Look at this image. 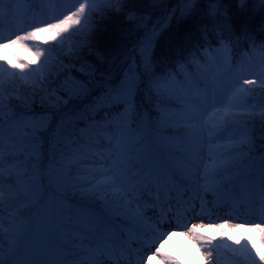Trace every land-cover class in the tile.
<instances>
[{"label":"snow or ice","instance_id":"1","mask_svg":"<svg viewBox=\"0 0 264 264\" xmlns=\"http://www.w3.org/2000/svg\"><path fill=\"white\" fill-rule=\"evenodd\" d=\"M108 18L122 22L105 36ZM186 21L197 39L173 40ZM45 34L59 40L35 67L0 64V264H180L161 245L188 212L264 216V108L259 148L241 110L264 88V41L237 34L225 0H0V49ZM198 227L184 225L218 264ZM233 257L264 264L248 241Z\"/></svg>","mask_w":264,"mask_h":264},{"label":"rangeland","instance_id":"2","mask_svg":"<svg viewBox=\"0 0 264 264\" xmlns=\"http://www.w3.org/2000/svg\"><path fill=\"white\" fill-rule=\"evenodd\" d=\"M31 3H38L39 0H29ZM102 21H105L103 19ZM59 40V37L56 38ZM56 40L50 39L47 34L43 35L40 41H33L29 45H15L7 49H0V64H6L7 61H11L14 65L27 64L35 67L43 58L37 57V50L47 51ZM76 38L65 41L62 46H58L55 49L54 54L60 56L68 55V50L72 44L76 43ZM5 57L7 60H5ZM73 60V57H69ZM76 59V58H75ZM67 63V61H65ZM72 67L71 64L68 65ZM62 71V69H61ZM256 79L255 76L251 77ZM252 91L245 93L241 103L243 104V110H255L257 115L253 118L251 126L254 128L257 134V148L261 147L259 140V133L261 131L259 111L264 108V88L257 86H251ZM190 195V193H186ZM211 200L210 194L208 195ZM213 218V219H211ZM219 219V220H215ZM229 219L230 223L224 224V220ZM203 224L204 227H198V231L202 232L205 236L209 237L213 244L217 245L220 249L218 264H234L233 249H239L248 241L249 245H254V248H260L264 250V216L260 213L246 214L243 211L239 213H233L231 217L227 215L225 211H220L216 215L211 217L200 216L197 213L188 212L179 227L173 229L172 235L162 242V254L175 257L180 261V264H212V261L208 258L205 249L201 247L199 243L194 241L190 236L186 234L184 225L190 226L191 224ZM252 223L260 224L261 228H254ZM219 224V227L216 225ZM244 224L245 227H235V225ZM218 229H222V235L218 236ZM227 242L225 244L224 242ZM227 245H231L229 248ZM213 255H216L214 252ZM152 264H166L161 256H153ZM240 264H245L243 258H240Z\"/></svg>","mask_w":264,"mask_h":264},{"label":"trees","instance_id":"3","mask_svg":"<svg viewBox=\"0 0 264 264\" xmlns=\"http://www.w3.org/2000/svg\"><path fill=\"white\" fill-rule=\"evenodd\" d=\"M264 0H248L247 8L249 9L248 13L241 12L239 8V0H225V4L229 10V16L231 17L232 23L239 34L241 26L245 23L248 24L250 29V34L257 43L264 41V31L259 29V25L264 22V11L261 9V5ZM177 0H163V7H175ZM208 0H202V6L207 7ZM143 7V5H140ZM122 22V18H108L105 21L98 20V25L104 31L105 36H110L115 29V26ZM197 25L193 21H186L179 26H175L172 30L171 38L173 40H180L183 42L185 36H189L193 41L197 39L196 32ZM167 37L165 43L162 45L161 52L168 54L169 48L167 43ZM235 39V37H234ZM244 41L241 38V46ZM75 57H73V61Z\"/></svg>","mask_w":264,"mask_h":264},{"label":"bare ground","instance_id":"4","mask_svg":"<svg viewBox=\"0 0 264 264\" xmlns=\"http://www.w3.org/2000/svg\"><path fill=\"white\" fill-rule=\"evenodd\" d=\"M221 231H223V230L222 229H218V236L222 235Z\"/></svg>","mask_w":264,"mask_h":264}]
</instances>
